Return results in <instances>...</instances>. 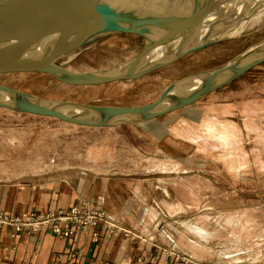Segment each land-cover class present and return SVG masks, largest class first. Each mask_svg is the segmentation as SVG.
Segmentation results:
<instances>
[{"label":"rangeland","instance_id":"374dc122","mask_svg":"<svg viewBox=\"0 0 264 264\" xmlns=\"http://www.w3.org/2000/svg\"><path fill=\"white\" fill-rule=\"evenodd\" d=\"M242 1L221 5L220 10L225 11L236 4L231 26H238L237 16L252 3ZM255 8L241 34L138 79L79 86L49 73L14 71L0 72V83L48 99L117 106L146 104L176 79L222 65L264 41V18L251 24L264 16V5ZM242 15L240 27L247 16ZM145 45L142 35L113 32L57 61L75 71L97 70L125 64ZM215 91L191 106L134 124L138 126L124 124L113 129L79 126L54 116L20 114L0 106V169L16 172L30 167L32 160L87 165L97 157L105 162V168L138 170L147 178L161 174L162 182H152L155 197L151 181L146 185L147 218L149 222L153 217L156 220L146 229L125 226L132 231L131 237L158 245L161 235L177 259L191 264H264V62ZM46 121L51 124L49 129L40 126ZM144 127L154 129L164 149L186 163L158 166L148 159L138 163L133 147L144 144L150 148L158 139L146 135Z\"/></svg>","mask_w":264,"mask_h":264},{"label":"water","instance_id":"95a60500","mask_svg":"<svg viewBox=\"0 0 264 264\" xmlns=\"http://www.w3.org/2000/svg\"><path fill=\"white\" fill-rule=\"evenodd\" d=\"M225 1L229 0H185L186 11L173 6L154 8L148 0H0V72H44L79 86L138 79L241 34L226 33L234 21L236 4L222 11ZM125 2L122 7L116 5ZM204 12L213 18L200 31L199 18ZM186 27L191 29L188 33H179ZM113 32L142 35L145 48L125 64L97 70L75 71L57 61L68 50ZM10 35L26 38L29 46L9 43ZM263 62L261 41L222 65L176 79L157 99L131 106L48 99L0 83V106L92 127L142 123L198 102Z\"/></svg>","mask_w":264,"mask_h":264},{"label":"crops","instance_id":"0c3cea01","mask_svg":"<svg viewBox=\"0 0 264 264\" xmlns=\"http://www.w3.org/2000/svg\"><path fill=\"white\" fill-rule=\"evenodd\" d=\"M216 92L218 91L211 95ZM138 125L125 124V127ZM40 126L49 129L51 124L46 121L41 122ZM116 127L118 126L91 128ZM72 130L75 129H68L69 132ZM143 132L158 139L150 148L144 144L126 146L133 147L138 163L147 159L154 160L158 166L163 163H186L164 149L159 140L161 136H155L154 129L145 128ZM147 140L148 143L151 142L150 138ZM96 158L86 162L87 165L32 160L28 162L30 167L16 172L0 169V211L14 214L30 210L46 211L68 208L87 200L94 206L102 207L126 227L146 229L148 224H153L155 217L152 222L147 218L149 209L146 185L147 180L151 181L150 191L155 197L152 182H162L161 174L147 178L138 170L105 168V162ZM13 231L12 225H0V264H191L177 259L169 251L165 244L167 241L161 235L157 245L123 233H109L103 226L78 229L70 237L53 233L50 229H25L17 237L12 234Z\"/></svg>","mask_w":264,"mask_h":264},{"label":"built area","instance_id":"2783aa9c","mask_svg":"<svg viewBox=\"0 0 264 264\" xmlns=\"http://www.w3.org/2000/svg\"><path fill=\"white\" fill-rule=\"evenodd\" d=\"M14 227L13 235L20 236L23 230L38 231L50 229L53 233L72 236L78 229L104 227L112 234L129 235L132 233L120 221L108 214L102 207L94 206L83 200L68 208L49 209L46 211L30 210L20 214L0 211V225Z\"/></svg>","mask_w":264,"mask_h":264},{"label":"bare ground","instance_id":"6f19581e","mask_svg":"<svg viewBox=\"0 0 264 264\" xmlns=\"http://www.w3.org/2000/svg\"><path fill=\"white\" fill-rule=\"evenodd\" d=\"M148 1H149L150 5L153 6L154 8H163V7L165 8V7H168V6H173V8H175L177 10H186L187 11L189 9V6H186L185 5V3H186L185 0H148ZM250 2H252V3H250V4L248 3V5L245 6V8L243 9V11L241 9L242 12H241L240 15H242V14L245 13L244 15L246 16V15L250 14L251 11H252V9H254L255 7L258 8V7H261L262 4L264 5V0H251ZM125 4H126V2L125 3H119V4H116V5L119 8V7H122ZM187 5H188V2H187ZM87 8H88V5L85 6V9H87ZM80 9H84V7L81 8V6H80ZM252 13H253V11H252ZM240 15L237 16V18H238L237 20L240 22L238 24V26H237V23H236L235 26H231V27H229L227 29V30H231V33L239 32L244 27V25L246 26V24L249 22L248 18H245V21H244L245 23L243 24L242 27H240V25L242 24L241 23L242 22V17ZM244 15H242V16H244ZM211 18H213V15L210 14L209 12H204V13L200 14V18H199V23H200L199 29H201L200 31H203V30H205L207 28L209 22L211 21ZM262 18H264V16L261 17V18L260 17H257L254 21L252 20L253 22H251V24H254L255 22H257L258 20H260ZM235 19H234V21H235ZM190 30H189L188 27H186L184 30L180 29L179 30V33L182 34L184 31L186 33H188V31H190ZM9 39L11 41H8V42L11 43V44H13V45L24 46V47H28L29 46L27 44V43H29V41L26 38H22L21 36H12V35H10L9 36ZM75 49L76 48H72V49L68 50L66 53H72Z\"/></svg>","mask_w":264,"mask_h":264}]
</instances>
